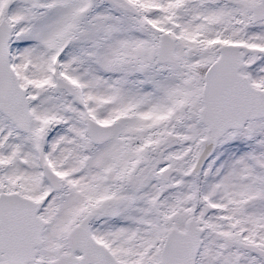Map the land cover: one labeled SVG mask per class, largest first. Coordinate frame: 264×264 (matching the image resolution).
Instances as JSON below:
<instances>
[{
    "label": "snow or ice",
    "instance_id": "snow-or-ice-1",
    "mask_svg": "<svg viewBox=\"0 0 264 264\" xmlns=\"http://www.w3.org/2000/svg\"><path fill=\"white\" fill-rule=\"evenodd\" d=\"M0 264H264V0H0Z\"/></svg>",
    "mask_w": 264,
    "mask_h": 264
}]
</instances>
